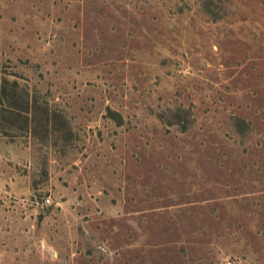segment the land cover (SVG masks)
Here are the masks:
<instances>
[{"label": "rangeland", "instance_id": "1", "mask_svg": "<svg viewBox=\"0 0 264 264\" xmlns=\"http://www.w3.org/2000/svg\"><path fill=\"white\" fill-rule=\"evenodd\" d=\"M0 85V264H264V0H0Z\"/></svg>", "mask_w": 264, "mask_h": 264}, {"label": "trees", "instance_id": "2", "mask_svg": "<svg viewBox=\"0 0 264 264\" xmlns=\"http://www.w3.org/2000/svg\"><path fill=\"white\" fill-rule=\"evenodd\" d=\"M1 90H2V88H1V85H0V101H1V99H2ZM2 111H3V109H2ZM108 111H109V113H115V115L118 116V114H116V112L111 111V110H108ZM0 116H3V115L0 114Z\"/></svg>", "mask_w": 264, "mask_h": 264}, {"label": "built area", "instance_id": "3", "mask_svg": "<svg viewBox=\"0 0 264 264\" xmlns=\"http://www.w3.org/2000/svg\"><path fill=\"white\" fill-rule=\"evenodd\" d=\"M44 201H45L46 203H48V201H49L48 197L45 198Z\"/></svg>", "mask_w": 264, "mask_h": 264}]
</instances>
